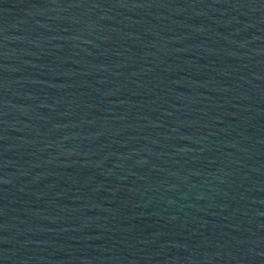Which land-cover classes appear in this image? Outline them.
Segmentation results:
<instances>
[{
	"label": "water",
	"instance_id": "water-1",
	"mask_svg": "<svg viewBox=\"0 0 264 264\" xmlns=\"http://www.w3.org/2000/svg\"><path fill=\"white\" fill-rule=\"evenodd\" d=\"M0 264H264V0H0Z\"/></svg>",
	"mask_w": 264,
	"mask_h": 264
}]
</instances>
